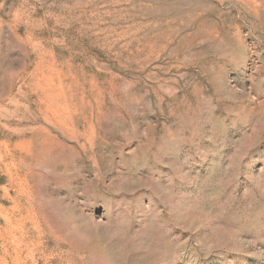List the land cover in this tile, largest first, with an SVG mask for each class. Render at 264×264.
Masks as SVG:
<instances>
[{
    "label": "rangeland",
    "instance_id": "obj_1",
    "mask_svg": "<svg viewBox=\"0 0 264 264\" xmlns=\"http://www.w3.org/2000/svg\"><path fill=\"white\" fill-rule=\"evenodd\" d=\"M0 264H264V0H0Z\"/></svg>",
    "mask_w": 264,
    "mask_h": 264
}]
</instances>
